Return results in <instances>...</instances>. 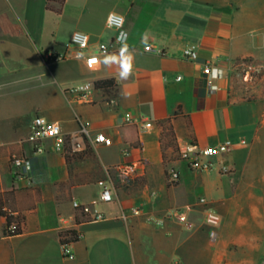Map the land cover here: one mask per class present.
Here are the masks:
<instances>
[{"label":"crops","instance_id":"0c3cea01","mask_svg":"<svg viewBox=\"0 0 264 264\" xmlns=\"http://www.w3.org/2000/svg\"><path fill=\"white\" fill-rule=\"evenodd\" d=\"M27 4L0 0V194L14 191L11 208L25 217L23 234L9 237L0 215V264H183L190 253L198 264H264V75L250 89L236 74L243 60L264 67V0H129L110 14L126 18L131 48L92 68L54 35L44 46L40 29L28 25ZM84 32L93 45L117 35ZM190 48L198 59L185 57ZM209 65L222 77L210 79ZM112 79L108 90L95 86ZM85 83L94 86L91 102L72 91ZM36 116L67 135L88 123L92 137L104 134L111 143L72 155L49 139L37 151L27 142ZM140 120L152 128L142 130ZM169 120L179 151L232 143L231 152L207 158L216 174L191 169L174 147L163 151L160 124ZM14 155L32 161L23 177ZM127 164L139 168L126 184ZM171 170L179 182L169 181ZM75 202L91 208V219ZM208 208L222 216L216 240L205 223ZM177 211L187 213L185 221ZM69 230L80 233L68 245L73 257L60 238Z\"/></svg>","mask_w":264,"mask_h":264},{"label":"built area","instance_id":"2783aa9c","mask_svg":"<svg viewBox=\"0 0 264 264\" xmlns=\"http://www.w3.org/2000/svg\"><path fill=\"white\" fill-rule=\"evenodd\" d=\"M107 24L109 27L117 31V35L110 42H101L97 45L91 43L90 36L81 30H77L72 34L71 43L78 49L79 57L85 59V63L88 67H95L100 63V59L104 55H108L111 52L127 50L131 48L130 45V33L126 30V18L118 13H111L108 17ZM147 52H156L151 47H146ZM50 58L56 61H62L66 57L63 54L52 53ZM185 57L189 60L198 59V51L194 48L186 49ZM262 65H257L253 62L246 60L240 61L237 65L236 74L239 79L248 80L251 74H262ZM204 73L210 79H219L222 77V71L218 67L206 66ZM183 77H178L177 80L181 81ZM94 86L92 83H85L74 88L72 91L77 93L80 98L85 102H91L93 97ZM139 127L142 130L152 128V123L148 120H140L138 122ZM53 140L55 148L58 151L65 152L72 155L84 153L89 145L110 144L111 140L104 134H99L96 137H92L90 126L88 123H82L81 127L70 133L64 134L60 125L49 121L43 116H36L33 119L31 125V133L27 138V142L32 143L37 151L42 148L43 142L46 140ZM233 145L231 142H226L215 147L202 149L196 143H189L180 148L179 157L180 160L186 162L189 167L199 172H210L214 168V164L207 158L213 155H223L231 152ZM12 163L18 171V175L23 177L32 167V161L24 156L14 155L12 157ZM138 165L127 164L122 169V179L127 184L138 172ZM180 180V173L175 170H171L169 173V181L171 183H177ZM103 200L107 203L114 201V195L112 189L106 187L103 192ZM201 202L207 205L205 199ZM76 209H82L90 214L91 208L82 206L75 202ZM136 214H140V210L135 211ZM186 212H176V216L182 221L186 220ZM95 220L103 218L101 213H95L93 216ZM205 223L210 228V237L212 240L217 239L218 229L222 224V216L212 208L206 210ZM64 255L66 257H73L72 252L68 249V246H64Z\"/></svg>","mask_w":264,"mask_h":264},{"label":"rangeland","instance_id":"374dc122","mask_svg":"<svg viewBox=\"0 0 264 264\" xmlns=\"http://www.w3.org/2000/svg\"><path fill=\"white\" fill-rule=\"evenodd\" d=\"M128 1L129 0H67L66 4L62 7L59 3L51 4L57 9H63V13H56L47 9L48 0H28L26 9L28 25L32 29H40L43 44L46 47L52 44V35L59 38L60 46L74 47L71 43V36L75 28L79 27L82 31L105 33L106 35L112 34L115 30L106 27V18L111 11H118L123 8L124 4H127ZM142 7L145 9L144 13L151 12L153 9L150 5L144 6L142 4ZM139 9L140 8L137 6L135 12H138ZM145 18L144 16V19ZM262 71H264V68ZM263 75L264 72L259 75L251 74L248 80H243V82L249 84V88L251 86L252 89H257L259 88ZM211 171L216 174L218 169L214 167ZM204 249L208 252L214 251L208 243H204ZM183 264H198V262L195 260V256L190 253L188 260L185 263L183 262Z\"/></svg>","mask_w":264,"mask_h":264},{"label":"trees","instance_id":"16d2710c","mask_svg":"<svg viewBox=\"0 0 264 264\" xmlns=\"http://www.w3.org/2000/svg\"><path fill=\"white\" fill-rule=\"evenodd\" d=\"M66 0H48L47 9L54 11L56 13H61L62 8H55L52 3H59L61 7L65 4ZM115 85V81L112 80H104L98 81L95 83L97 88H102L108 90ZM188 127L191 128V120L187 117ZM160 126L163 128L162 133V148L165 152L168 148L174 147L176 151H179V146L176 145V135L173 129V126L170 124V120L161 123ZM137 139V138H136ZM135 146H140L138 142L135 143ZM15 192H7L0 194V215L6 219V228L4 230V235L13 237L17 235H21L24 232V224L25 217L22 215H16L15 211L11 208L9 201L13 199ZM81 212V216L84 218L91 219V216L86 213L83 208L78 209ZM78 223L80 222V218L78 216ZM61 242L64 246L71 245L80 240V233L76 230L63 231L60 233Z\"/></svg>","mask_w":264,"mask_h":264}]
</instances>
